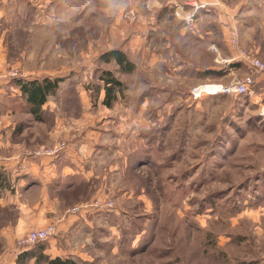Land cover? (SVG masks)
<instances>
[{"label":"rangeland","instance_id":"374dc122","mask_svg":"<svg viewBox=\"0 0 264 264\" xmlns=\"http://www.w3.org/2000/svg\"><path fill=\"white\" fill-rule=\"evenodd\" d=\"M212 1L219 5L200 10L190 25L176 7L166 8L147 17L146 32L145 16L118 15L123 0H84L69 16L37 8L28 17L34 31L0 30V59H9L0 68V104L27 113L15 79L47 73L63 78L47 103V129L56 115L96 122L108 115L114 123L112 181L97 196L114 207L103 210L109 223L100 226L99 256L74 263L264 264V80L250 95H193L200 85L228 84L246 73L240 62L232 64L234 73L226 69L210 50L215 44L232 58L233 32L241 49L264 61V0ZM112 49L123 51L135 71L100 61ZM104 71L125 88L109 108L102 104ZM55 104L60 108L49 111ZM59 142L67 148L65 139L47 147ZM11 207L0 201V262L8 254L16 261L17 240L26 233L5 240L18 219Z\"/></svg>","mask_w":264,"mask_h":264},{"label":"crops","instance_id":"0c3cea01","mask_svg":"<svg viewBox=\"0 0 264 264\" xmlns=\"http://www.w3.org/2000/svg\"><path fill=\"white\" fill-rule=\"evenodd\" d=\"M82 1L84 0H0V30L14 32L22 28L34 31L35 27L28 17L35 15L37 8L55 15L69 16L74 15L72 9H75L78 3L82 5ZM192 1L211 4L217 2L123 0V7L119 8L118 15L124 14L129 16V19L145 16L140 21V29L146 32L149 29L147 17L160 15L170 7L184 6L186 9L187 3ZM20 17H25L26 20L21 22ZM200 33L201 37L206 38L207 32ZM8 61L9 59H0V68ZM23 76V79H43L47 77V73L43 76H30L29 72H26ZM262 80L264 74L257 78L256 86L262 87ZM18 89L23 99L19 86ZM23 101L26 108L25 100ZM48 101L42 107L39 120L27 109V113L18 114L19 112H14L12 105L0 104V201H11V208L17 212L18 217L13 227L14 233L5 236V240L13 242L14 237L32 228L56 223V235L47 239V245L41 250L38 249L37 253L41 251L50 258H69L92 263L100 254L96 245L100 226L109 223L107 215L105 216L107 213L92 211L72 215L67 214V211L77 204L97 197L101 188L108 186L112 181L108 165L117 153L111 134L114 123L108 115L97 122L90 115H84L77 120L56 115L53 128L47 129ZM54 108L60 106L55 104L49 106L48 110L53 111ZM59 139L68 142L66 150L59 156L32 155L30 149L36 146L47 147ZM5 229L12 228L9 226ZM4 257L0 264H17L18 255L16 261L13 256L9 258V254ZM31 259L36 260L35 257Z\"/></svg>","mask_w":264,"mask_h":264},{"label":"built area","instance_id":"2783aa9c","mask_svg":"<svg viewBox=\"0 0 264 264\" xmlns=\"http://www.w3.org/2000/svg\"><path fill=\"white\" fill-rule=\"evenodd\" d=\"M219 2L211 3H199V2H189L187 5L190 8L180 6L176 8V14L184 19L188 25L192 24L196 13L200 10H206L208 7L216 6ZM231 39L233 45L236 47V54L232 58H225L220 54L219 48L212 44L210 50L215 54V61L222 64L226 69H229L234 73L232 64L234 62H240L245 65L246 73L243 76L237 74L233 75V78L228 84H212L207 83L200 85L193 89L194 97H201L203 94L217 95V94H227V95H250L252 94V89L256 85L257 78L264 73V61L245 50L241 49L239 46V39L236 32L231 33ZM212 89V90H211ZM214 89V90H213ZM261 115L264 117V103L261 104ZM66 148L65 143H57L50 147H41L34 151H31L32 155L36 157H56L58 154ZM1 161V160H0ZM114 207V201L109 197H96L95 199L76 205L67 211V214H78L81 212H92V211H103L109 210ZM57 233V224L50 223L42 228H32L26 232L22 237L17 240L18 253L29 249L31 246L41 243L53 237Z\"/></svg>","mask_w":264,"mask_h":264},{"label":"trees","instance_id":"16d2710c","mask_svg":"<svg viewBox=\"0 0 264 264\" xmlns=\"http://www.w3.org/2000/svg\"><path fill=\"white\" fill-rule=\"evenodd\" d=\"M100 61L110 64L111 62L118 65L119 70L122 73H132L136 69V65L128 58V56L120 49H112L101 54ZM99 79L103 81L105 90V96L102 100V104L111 107L117 100L118 94H124L125 88L123 83L116 78L112 72L104 71L99 76ZM63 78H50L46 77L43 79H15L16 84L19 86L22 97L26 103V109L29 113L34 115L36 119H40L42 116V107L48 101L49 97L55 95L59 90L60 83ZM0 186V196H1ZM39 244V243H37ZM43 247L39 248L40 250ZM38 249L24 250L18 254L17 264H25L32 257L36 258V261L44 264H76L69 258H50L43 252H38Z\"/></svg>","mask_w":264,"mask_h":264},{"label":"bare ground","instance_id":"6f19581e","mask_svg":"<svg viewBox=\"0 0 264 264\" xmlns=\"http://www.w3.org/2000/svg\"><path fill=\"white\" fill-rule=\"evenodd\" d=\"M212 90V89H211ZM214 90V89H213Z\"/></svg>","mask_w":264,"mask_h":264}]
</instances>
